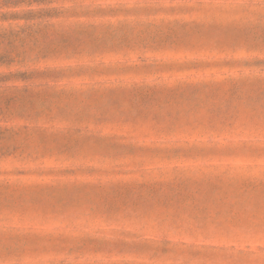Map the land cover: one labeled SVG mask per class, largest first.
I'll return each mask as SVG.
<instances>
[{
    "label": "rangeland",
    "instance_id": "obj_1",
    "mask_svg": "<svg viewBox=\"0 0 264 264\" xmlns=\"http://www.w3.org/2000/svg\"><path fill=\"white\" fill-rule=\"evenodd\" d=\"M0 264H264V0H0Z\"/></svg>",
    "mask_w": 264,
    "mask_h": 264
}]
</instances>
